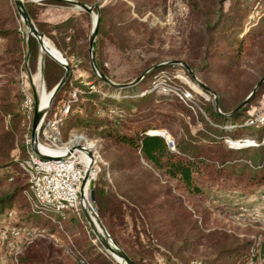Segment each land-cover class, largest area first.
<instances>
[{"label":"trees","instance_id":"1","mask_svg":"<svg viewBox=\"0 0 264 264\" xmlns=\"http://www.w3.org/2000/svg\"><path fill=\"white\" fill-rule=\"evenodd\" d=\"M77 1L90 4L97 0ZM228 1L231 0H192V15L200 30L201 44L184 61L195 76L217 92L221 113L216 110L213 102L203 100V97L194 92L193 102L178 104L177 108L189 113L192 119L199 112L205 127L196 134L189 133L187 128L189 138L179 142L177 151L170 150L164 136L150 133L167 127L154 116H163L159 114L160 107L156 106L148 114L139 116L143 106L156 100L154 90L131 96L134 90L144 85L142 83L145 77L135 85L118 88L125 95L120 99L101 98L91 92L89 87L75 82L84 92L77 100H73L72 113L63 119L61 129L88 131L90 136L103 138L112 147L128 152L126 156H122V160H115L109 167L114 177L113 188L103 181L102 187L95 186V196L101 217L111 234L137 264H153L154 248L160 250V244L170 253L165 254L167 260L171 261L172 253L181 258L188 249L203 241L200 220L193 218L194 212L186 204L183 206V201H179L181 206L176 208V213L171 214L174 207L172 202H167L170 192L161 186L159 175L164 176L166 182L172 183L176 191L190 196L204 193L202 182L218 184L233 177L240 185L246 183V189L250 193L258 192L254 186L264 185V123L249 124L254 117L250 113L252 102L264 83L244 108L231 117L226 116L246 99L264 76V19L257 27L242 35L247 19L245 8L241 7L239 0H233L226 8ZM46 2L67 4L54 0ZM26 7L39 31L49 37L63 54L68 56L79 53L76 47L66 52L65 46L56 36L58 32L73 31L74 16L49 26L38 20L34 3L28 2ZM106 8L108 7L103 11ZM139 13L143 14L141 10ZM105 22L106 18L102 13L99 29H102ZM115 26L116 32L121 35H142L145 41H154L155 30L139 19L126 23L120 19ZM220 39L226 46L220 47ZM82 53L86 58L85 50ZM40 57V44L36 37L28 36L23 30L19 16L13 9V0H0V221L10 220L15 213L13 217L16 220L12 225L19 229L35 226V217H42L37 215L38 212L29 201H19V196L30 189L31 184L29 176L21 171L19 161L14 156L15 150L19 149V160L27 157L26 135L31 132V125L28 129L25 128L27 120L23 111L25 96L21 87V73L35 74L39 69ZM252 60H255L253 64ZM68 64L70 76L53 101L52 110H61L63 102L70 99L68 93L74 66L70 62ZM97 66L106 73L98 60ZM172 67L175 65L166 68ZM248 67L254 69V72L250 74L251 69ZM90 73L96 83H99L91 69ZM214 73L223 79V88L209 80L208 76ZM65 74L66 68L63 65L48 54L44 55V80L48 91L53 90ZM246 78H250V81H246ZM241 82H245L246 87L239 92ZM114 87L116 86L110 89L113 90ZM116 112L119 113L117 116ZM246 132L257 137L258 146L234 149L224 142L227 135L242 139ZM117 215L125 225L127 219L131 220L138 246L116 236L113 223ZM2 232L4 230H0V234ZM210 242L211 252L195 262L256 264L264 260V238L259 241H244L236 236L226 235ZM83 252L78 255V262L82 264H116L102 256H92L89 248ZM21 264L41 262L33 257L31 251L21 256ZM188 264H194V261Z\"/></svg>","mask_w":264,"mask_h":264},{"label":"rangeland","instance_id":"2","mask_svg":"<svg viewBox=\"0 0 264 264\" xmlns=\"http://www.w3.org/2000/svg\"><path fill=\"white\" fill-rule=\"evenodd\" d=\"M239 1L241 7L245 8L244 12L247 14V19L243 25V35L257 27L264 19V0ZM23 2L26 10V3H34L38 12V20L47 23L49 26L62 23L70 17H75L73 31L58 32L56 36L59 42L65 46L66 52H70V50L76 47L79 51L77 55L69 54L66 56L49 37L44 35V39L52 44L68 63L70 62L74 66L72 85L68 93L70 98H73L74 92H77V96L74 98L77 100L79 95L84 92L81 87L75 85V82L89 87L91 92L98 94L101 98L120 99L125 96L118 90L119 87H114L111 90L110 88L113 86L101 80L92 69L89 41L97 16L101 17V14L104 13L106 22L102 29H98L94 46V59L96 63L98 60L103 64L106 70V73H103L115 84L132 83L141 76L145 77H143L144 81L142 83L144 85L134 90L131 96L139 95L143 91H155L156 100L147 106H143L139 116L145 113L148 114L153 108L158 106L161 108V113L159 114L163 116H154L159 118L167 127L166 129L152 131H165L174 140L176 145L175 151H177L179 142L189 138L187 128L189 133L196 134L205 127L200 120L199 112L195 115V119H192L189 113L181 111L177 108V105L189 103V101L186 102L182 99L181 96H184V93H190L192 94L191 96H194L193 92L203 97V100L211 101L215 105V96L218 98L217 92L213 89H211L212 92L203 90L199 86L198 81L207 85L205 82L197 76V80H195L182 64L170 63L173 60L185 62L184 59L191 56L201 44L200 30L192 15V0H97L88 4L99 5V9H95L93 13L76 8L69 3L53 4L46 2V0H23ZM232 2L234 1H228L226 8ZM105 7L108 8L103 11ZM13 9L19 16L23 30L30 36L29 28L24 23L15 0H13ZM139 10L143 12L142 15L139 13ZM120 19H122L123 23L135 19L146 23L156 32L154 41L152 43L145 41L142 39V35H121L117 33L115 23L120 21ZM33 22L35 23L34 20ZM66 35L68 37L63 38ZM219 42L220 47L226 46V43L222 39ZM84 50L87 53L86 58L84 57V53H82ZM253 61L255 62V60H252V64ZM158 64L165 65L154 68ZM171 65H175V67L166 68ZM90 69L99 80V83H96L91 77ZM249 69H251L249 71L250 74L254 72V69ZM208 78L214 85L220 88L224 87L222 84L223 79L219 74H210ZM21 79L24 96L25 89H28L34 99L33 82L39 90L43 87L40 62L39 69L35 74L22 72ZM235 80L237 81V79ZM245 80L250 81V78H246ZM245 84V82L240 83L239 92L244 91ZM44 87L43 89L47 93L52 92V90H47L46 85ZM196 109L199 110V107H196ZM250 113L254 115L252 119L254 121L253 125L261 124V122L256 120L264 115V87L259 95L254 98ZM115 114L117 116L119 113L116 112ZM25 116L27 120L25 128L28 129L31 125L32 131L33 117L30 121L27 115ZM75 136L79 138L78 141L81 144H95L100 153L99 161L91 169L92 174L94 173V196L95 186L102 187L103 181L107 183L108 187L113 188L114 177L109 167L115 160H122V156H126L128 152L118 147H112L111 143H108L103 138L90 136V133L85 130L73 128L69 131H62L64 142H68ZM30 138L31 132L26 135L28 144L26 158L19 160L21 157L19 149L14 152L16 160L19 161V167L25 174L27 173L20 163L25 162L33 150L32 143L29 142ZM239 140H254L255 144L251 146L259 145L257 137L248 135V132L245 133L242 139L233 138L231 135H227L224 138V142L229 146L230 141L236 142ZM262 141L264 142V136ZM159 177L161 186L170 192L167 202H172L173 204L172 207L174 209L171 211V214L176 213L175 211L181 206L179 201H183L181 204L183 206L186 204L187 208L194 212L193 218L200 220V226L203 228L204 235L203 241L188 249L182 254L181 258L172 253L171 261H168L166 257V254L169 255L170 253L165 250L164 245L160 244V250L154 248L155 262L153 264H188L190 261L195 262L206 257L211 252L212 248L210 245L212 242L210 241H214L217 237H225L226 235L236 236L244 241H259L264 238V185L254 186L258 192L250 193L246 189V183L240 185L233 177L228 181L224 180L218 184L209 181L202 182L201 185L204 193L199 196H190L184 192L176 191L172 183L166 182L164 176L159 175ZM87 195V200L94 209V212L99 216L110 236L123 249L101 217L96 196L95 200H92L90 186L87 188ZM24 200L29 201L32 205L34 204L33 195L27 190L19 196V201L22 202ZM14 215L15 213L11 215L10 220L0 221V230H4L0 234V264H21V256L31 251L33 257L41 262V264H82L78 262V255L86 248H89L92 256H102L103 258L113 260L116 264H121L120 259L114 256L101 242L93 224L87 218L82 204L78 209L71 210L64 215L38 213L37 215L42 217H35L37 219L36 225L30 228H18L19 234H16V227L12 225L16 220V217H13ZM113 224L116 228V236L131 245L135 244V246H138L136 245L138 238L135 231H133L130 219H127V224L125 225L117 215L114 218ZM248 264L255 263L249 262ZM256 264H264V260L262 259Z\"/></svg>","mask_w":264,"mask_h":264},{"label":"built area","instance_id":"3","mask_svg":"<svg viewBox=\"0 0 264 264\" xmlns=\"http://www.w3.org/2000/svg\"><path fill=\"white\" fill-rule=\"evenodd\" d=\"M191 95L184 93V96L181 97L186 102H193ZM76 96L77 92H74L73 98L64 101L61 110H52L51 108L44 115L39 126L38 146L57 153L39 149L41 154H38L32 150L29 158L20 163L29 176L31 185L27 191L33 195V207L38 213L64 215L71 210L78 209L83 203L80 193L85 172L91 164L93 167L100 158V153L95 144H81L77 136L68 142L63 141L61 124L63 119L70 114L72 102ZM34 108L33 96L28 89H25L23 111L30 121L34 114ZM256 121L264 123V115L257 118ZM249 123L253 124L254 121L251 120ZM155 132L151 131L150 133L154 134ZM157 132L166 138L169 148L175 151L174 140L165 131ZM29 142L32 143L31 138ZM254 144V140L230 141V146L235 148L248 147ZM87 151H91L93 162ZM42 155L49 156V158H44ZM87 158L89 164H87ZM93 176L94 173L91 172L89 182ZM89 182L86 185L87 188H89ZM15 231L16 234H19L18 228H15ZM194 264L201 263L194 262Z\"/></svg>","mask_w":264,"mask_h":264},{"label":"water","instance_id":"4","mask_svg":"<svg viewBox=\"0 0 264 264\" xmlns=\"http://www.w3.org/2000/svg\"><path fill=\"white\" fill-rule=\"evenodd\" d=\"M54 1L69 3V4L73 5V6H75L76 8H79L81 10H84V11H86L88 13H93L95 9H99V5H97V4H95V5H88V4L79 2L77 0H54ZM15 3H16L17 9H18L20 15L23 18L24 23L29 28L30 35L36 37L37 40H38V42H39V44H40V52H41V57H40V73H41V79H42V84H43L42 86L44 87V85H45V82H44V55L45 54H48L49 56H51L53 59H55L57 62H59L61 65H63L66 68V74H65V76L58 83V85L52 90L49 104L45 108H42L41 105H40L39 89L37 88V86L33 82L35 108H34V114H33V119H32L31 142H32V149L36 153L41 154L40 153V150H39V146H38V130H39V126L41 124V121H42L44 115L51 110V105H52V102H53L54 98L56 97V95L58 94V92L60 91V89L63 87V85L68 80V78L70 76V66H69L68 62L66 61V59L64 57H63L62 60L61 59H58V58H56L53 54H51L46 49V47L44 45V34L39 31V29L37 28L36 24L33 22V20L30 17L28 11L25 8V4H24L23 0H15ZM99 22H100V17L97 16L96 21H95V25H94V29H93V32L91 34L90 41H89V52H90V56H91V65H92L93 71L98 75V77L101 80L109 83L112 86H116V87H119V88H123V87H128V86L135 85L144 76H141L140 78H138L136 81H134L132 83L120 84L119 85V84L113 83L103 72H101V70L97 66V63H96V61L94 59V46H95L96 36H97V33H98V29H99ZM170 63L182 64L190 72L191 76L195 80H197V77L195 76V74L193 73V71L191 70V68L185 62H182V61H179V60H173ZM163 65H165V64H158V65H155L154 68H158V67H161ZM263 83H264V76L257 82V84L255 85V87L253 88V90L251 91V93L246 97V99L231 114L226 115V116L227 117H231L233 114L237 113L242 108H244L250 102V100L255 96V94L257 93V91L259 90L260 86ZM198 84H199V86L203 90H206L208 92H212L211 89L207 85H205L204 83H201V82L198 81ZM44 89H45V87H44ZM215 108H216V110L219 113H221V110L219 108V100H218L217 96H215ZM87 153L91 156L92 162H93V157H92L91 151H87ZM42 156L44 158H49V156H45V155H42ZM91 167H92V164L87 168V170L85 172L84 179H83V183H82V187H81V193H80V195H81V199H82L83 202H84V199H85V189H86V185L89 182V177H90V173H91ZM89 186L91 188L92 200L94 201L95 200L94 190H93V187H94V179H91L90 180ZM88 204H89L90 210L95 215V217L97 219V222H98V224L100 226V232L97 229H95V231H96L98 237L100 238L101 242L103 243V245L114 256H116L117 258L120 259L121 264H137L114 241V239L110 236L109 232L107 231V229L103 225V223H102L101 219L99 218V216L94 212V209L92 208V206L89 203V201H88ZM82 205L84 206L83 203H82ZM85 214H86L87 218L90 220L89 214L86 211V209H85Z\"/></svg>","mask_w":264,"mask_h":264},{"label":"bare ground","instance_id":"5","mask_svg":"<svg viewBox=\"0 0 264 264\" xmlns=\"http://www.w3.org/2000/svg\"><path fill=\"white\" fill-rule=\"evenodd\" d=\"M44 45H45L46 49L51 54H53L56 58L61 59V60L63 59L62 54L54 46H52V44H50L49 42H47L46 39H44ZM39 91H40V95H39L40 105H41L42 108H45L49 104L51 93H47L43 89V87H41V89ZM154 134H158V132L156 131ZM39 149L41 151L47 150V151L52 152V153H57L55 151L45 149L42 146H40ZM87 164H89V159L88 158H87ZM87 196L88 195H87V187H86V189H85V199H84L83 204H84V207H85L86 211L89 214L90 221L93 224L94 228L97 229L100 232V226H99V224L97 222V219H96L95 215L93 214V212L89 208V204H88V201H87Z\"/></svg>","mask_w":264,"mask_h":264},{"label":"crops","instance_id":"6","mask_svg":"<svg viewBox=\"0 0 264 264\" xmlns=\"http://www.w3.org/2000/svg\"><path fill=\"white\" fill-rule=\"evenodd\" d=\"M39 86H40V84H39Z\"/></svg>","mask_w":264,"mask_h":264}]
</instances>
